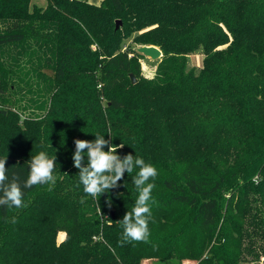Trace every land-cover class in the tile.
<instances>
[{"label":"trees","instance_id":"16d2710c","mask_svg":"<svg viewBox=\"0 0 264 264\" xmlns=\"http://www.w3.org/2000/svg\"><path fill=\"white\" fill-rule=\"evenodd\" d=\"M45 1L0 0V158L23 184L45 151L57 176L0 206V264L260 262L264 0ZM134 45L161 49L153 76ZM94 134L158 170L148 243L120 244L135 170L99 200L83 191L74 140Z\"/></svg>","mask_w":264,"mask_h":264},{"label":"clouds","instance_id":"9594fccd","mask_svg":"<svg viewBox=\"0 0 264 264\" xmlns=\"http://www.w3.org/2000/svg\"><path fill=\"white\" fill-rule=\"evenodd\" d=\"M95 140L75 139V151L72 156L73 165L79 170V182L83 185L86 196L99 200L100 196L110 189L118 187L124 174L136 172L133 177L137 196L131 211H127L119 222L123 227L121 246L125 243H148L151 235L149 223L152 221V205L157 202L152 197L154 181L158 176L157 168L146 162L138 155L126 154L121 157L118 149L124 144L114 145L111 140H106L104 135L94 134ZM107 147V151L104 149ZM86 150V152H85ZM85 156L87 163L85 164ZM6 158H0V206L6 208L22 209L24 203V188L37 185H48V190L57 183L56 156H49L47 152L40 151L27 162L29 172L26 180L21 181L18 176H8ZM85 198L81 197V203ZM110 221V220H109ZM7 222V221H6ZM15 223V218H12Z\"/></svg>","mask_w":264,"mask_h":264},{"label":"rangeland","instance_id":"374dc122","mask_svg":"<svg viewBox=\"0 0 264 264\" xmlns=\"http://www.w3.org/2000/svg\"><path fill=\"white\" fill-rule=\"evenodd\" d=\"M38 4L40 5H44L45 4V0H35ZM137 47H139V45H134ZM160 58L158 59H152V58H149L146 56V58L142 59V70H143V74L145 76H148V77H151L153 76L156 68H157V65H158V62H159ZM189 68H194L195 70H199L200 68L203 67V54L198 51L197 53L195 54H192L189 56V65H188ZM65 238V234L64 233H59L58 234V239L59 240H63ZM245 257L247 258H250L249 256L245 255ZM263 257H262V260L256 264H264V261H263ZM250 260V259H248ZM187 264H197L196 262H193V261H186ZM254 262L253 261H243V264H253ZM143 264H154L153 261L151 260H145L143 262ZM201 264H209V263H201Z\"/></svg>","mask_w":264,"mask_h":264},{"label":"water","instance_id":"95a60500","mask_svg":"<svg viewBox=\"0 0 264 264\" xmlns=\"http://www.w3.org/2000/svg\"><path fill=\"white\" fill-rule=\"evenodd\" d=\"M120 23L121 21L118 20L116 22V27H119ZM137 50L141 52L142 54H144L145 56L152 58V59H158L162 56L161 49L154 45H141L137 47ZM131 79L134 83L137 81V79L135 78L133 74H131Z\"/></svg>","mask_w":264,"mask_h":264},{"label":"crops","instance_id":"0c3cea01","mask_svg":"<svg viewBox=\"0 0 264 264\" xmlns=\"http://www.w3.org/2000/svg\"><path fill=\"white\" fill-rule=\"evenodd\" d=\"M88 1L94 4H100L102 0H88Z\"/></svg>","mask_w":264,"mask_h":264}]
</instances>
